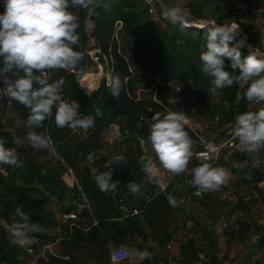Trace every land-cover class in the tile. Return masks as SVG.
<instances>
[{
    "label": "trees",
    "instance_id": "16d2710c",
    "mask_svg": "<svg viewBox=\"0 0 264 264\" xmlns=\"http://www.w3.org/2000/svg\"><path fill=\"white\" fill-rule=\"evenodd\" d=\"M206 1L210 4L216 0ZM222 1L226 10L215 19L216 23L239 25L241 23L240 10L232 2ZM240 1L248 6L264 5V0ZM3 10V0H0V13ZM74 12L80 17L81 22L78 32L84 29L85 21L92 22L91 36L102 53L100 59L106 58L105 70L107 73L110 72V80L114 75L119 74L122 79H128V83H135L142 80L138 73L144 72L189 84L196 98L197 116L207 122L218 120L220 126L233 123L239 113L249 110V103L245 100L236 102L237 92H243L239 86L233 85L217 94L210 78L200 71V54L205 50L206 44L203 29L207 26L197 28L188 25L181 30L179 25H174L169 20L162 21V26L159 27H156L154 22L145 24L141 18L142 13L136 10V2L133 0H99L96 14H90L83 9H76ZM232 46L234 45L230 44V47ZM245 46H248L247 42L240 48L242 56L249 54V51L244 49ZM77 50L81 51L79 48ZM225 70L233 72L227 58H225ZM83 81L82 85L88 92L79 87L76 76L70 78L63 87L62 96L74 106L78 104L81 115L91 114L95 117L96 131L89 137L93 138V142L87 145L78 143L74 155L69 156L66 153L63 154V145L79 130L73 131L67 127L57 128L54 119L45 121L43 127L35 129L49 137L55 149L76 172L80 179L79 186L91 203L90 211H83L79 214L78 227L63 228V233L66 235L61 242L64 249L63 254L73 259V254L79 252L87 244H94L98 247V260L104 256L108 257L110 244L117 247L131 246L140 254L149 247V232L152 234L151 238L162 244L172 238L173 233L159 223L165 215L160 208L165 207L167 212L177 209L176 205L169 203L165 194H157L155 181L142 170L140 158H147L142 147V140L149 139V132L141 119L152 118L157 112L180 111L179 97L177 93L160 87L157 102H134L128 97L125 84L119 98L114 99L107 87L106 79H103L100 87L92 93L89 92L96 85H86ZM4 95H7L6 85L0 81V98ZM170 98H176V105L169 104ZM7 100L18 118L26 120L29 110L9 97ZM96 109L100 110L99 116H96ZM112 125L119 127L121 137L119 146L125 152L122 156L130 168L132 181L140 186L139 194H133L129 190L123 173H114L109 165L104 164L102 168L96 167L95 169L99 172L112 170V178L117 182V187L120 188L122 194L127 195L124 205L130 210L134 204V209L139 211L135 215L132 211L124 213L121 210V204L117 203L108 191H100L94 175L90 178L88 168L81 170L78 166L77 155L79 153L88 151L99 156L102 146L97 141L103 131ZM186 130L193 141L194 132L187 126ZM0 138L6 140L5 147L16 148L14 138L10 134L0 132ZM22 152L24 155L19 158L23 161L22 166L9 165L10 173L20 179L19 184L8 179L9 175H0V217L5 220L13 219L16 222L18 219L16 209L18 206L21 207L31 221L40 223L43 227L41 232L32 234L34 240L46 243L48 236L45 231L55 224L54 215L49 211L48 206L53 200L73 205L72 203L79 201L74 193L79 194L80 191L77 186L69 188L57 173L44 170L29 150H22ZM243 157L244 154H240L237 158ZM251 170L253 171V168ZM239 173L244 172L239 171ZM255 173L261 177L256 171ZM66 209V212H72L76 208L67 206ZM1 218L0 264H22L25 253L19 247L10 244ZM81 220H83L82 223L79 222ZM247 227L243 223L240 224L241 240L247 232ZM32 247L38 248L39 246L35 244ZM181 253L188 255L192 260L199 257V250L193 242L181 246ZM61 262V260L53 259L51 264H61ZM37 264L48 263L40 259ZM141 264H153V262L151 259H145L141 260Z\"/></svg>",
    "mask_w": 264,
    "mask_h": 264
},
{
    "label": "clouds",
    "instance_id": "9594fccd",
    "mask_svg": "<svg viewBox=\"0 0 264 264\" xmlns=\"http://www.w3.org/2000/svg\"><path fill=\"white\" fill-rule=\"evenodd\" d=\"M99 0H3L0 13V75L4 77L6 94L29 110L26 120H17V126L28 129L27 143L37 150L49 149V137L35 129L43 127L45 121L54 119L57 128L73 131H87L95 126V117L81 115L78 104L74 106L63 99V80H51L49 74L63 70L77 69L84 58L78 51L80 17L74 10L83 9L96 14ZM165 16L170 23L179 25L181 30L188 26L190 12L179 6L169 7ZM92 22L85 21L90 28ZM204 30L205 50L200 54V71L210 78L217 94L225 88L240 85L244 91L237 92L236 102L245 100L249 104L264 105V57L253 50L242 56L240 48L246 43L239 25L213 23ZM230 44L234 45L230 47ZM225 58L230 61L233 72L225 70ZM238 70V74H237ZM126 78L114 75L107 87L114 99H118L125 87ZM169 104L176 105V98ZM55 109V111H53ZM100 110L96 109V116ZM188 117L183 111L157 112L152 117L149 141L159 162V166L172 175H182L189 171L192 161L193 141L186 125ZM233 136L239 150L255 162L256 156L264 150V107L239 113L234 120ZM6 140L0 138V165L21 167V161L14 147H5ZM209 162H201L191 168V183L199 194L219 191L226 186L232 176L229 169L214 166L216 146L208 145ZM91 159V157H90ZM142 170L149 175L156 165L146 157L140 158ZM100 191H112L117 182L112 170L99 172L91 170ZM133 194H139L140 186L128 183ZM176 205V200L169 198ZM18 217L13 226L12 242L21 249L34 242L32 234L43 230L40 223L33 222L17 207ZM141 260L151 259L152 254L143 250Z\"/></svg>",
    "mask_w": 264,
    "mask_h": 264
},
{
    "label": "crops",
    "instance_id": "0c3cea01",
    "mask_svg": "<svg viewBox=\"0 0 264 264\" xmlns=\"http://www.w3.org/2000/svg\"><path fill=\"white\" fill-rule=\"evenodd\" d=\"M233 1L236 3V7L240 10L241 23L239 24V27L242 36L246 37L248 44L259 45L260 41L264 38V5L248 6L240 0ZM160 26H162V24ZM147 81L151 82V79L148 77ZM194 103V108L196 109V98ZM189 115L187 117L195 120V130L208 144L217 143L223 139V137L217 138V134L210 130L213 126L220 125L218 121L207 122L200 119L198 116L191 117V115ZM193 143L195 142L193 141ZM195 144L197 145V149L193 150V152L200 150V146H198L197 143ZM142 147L147 159L152 160L156 165L154 168L156 175L169 182V188L165 195L168 199L171 197L177 200L179 194L185 191V176L187 172L177 176L168 173L160 167L151 148L149 139L142 140ZM150 151H152V154ZM240 154H244V157L241 159L237 158ZM201 162L207 161L193 155L189 170ZM214 166H223L229 169L232 173L231 179L226 186L216 192L204 193V201L197 200L194 202L189 213L185 214L179 212L177 209L167 212L165 207L162 206L160 208L161 212L165 215L159 223L165 226L173 234L172 238L163 244L153 238L149 239V247L147 251L152 254L151 261L153 264H164V262H166V264H176L172 260L173 258L174 260H177L175 258L176 256H183V258L188 259V255L181 253V246L190 242H193L195 247L199 250L201 245L209 248L213 244L212 242L215 243L220 241L221 244H223L224 241L225 245L227 244V246H230V249H232V255L237 256L239 260H242L247 252L244 250V247L247 245L246 242L249 238L255 241L256 239L261 240L263 237L264 194L257 200L253 199V194L255 192L256 182L264 174V150L256 156L255 162H253L252 158L241 151L226 149L222 152L219 163ZM250 168H253V171ZM69 171L70 172L65 175L64 179L69 183V187H73V185L78 182L72 169H69ZM239 171L244 173L240 174ZM255 171L259 173L261 177H259ZM220 196H225L226 202H221ZM72 204L73 205L53 200L48 206L49 211L54 215L55 224L45 231L48 236L46 243L51 246V249L46 252L43 258H40L48 264H51V261L54 259L53 256L55 255L60 257V260L62 261L61 264H69L67 262L71 260L70 256L63 254L64 249L62 247V253H58L57 248H59L61 244V241L58 242V240H61L66 236L63 233V228L66 227L67 224L62 219V216L67 210L66 206H72L76 208L75 211L77 210V207L74 205L75 203ZM132 208L128 210L127 206H125L124 208L121 207V210L124 213H129L134 210V204ZM8 222L11 226V229L7 231L9 242L12 246L18 247L12 242L11 236L13 226L16 222L13 219L8 220ZM79 222L82 223L83 220ZM242 223L248 227L244 238L241 240L240 224ZM52 236H54V238H52ZM137 240L139 241V239ZM236 244H239V248L241 249L237 253H235L236 250L234 249L237 246ZM32 245L33 243L28 248L22 249L25 253L22 264H27L35 259V254L30 252ZM84 247H90L98 258L99 251L96 245L87 244L84 245ZM109 247L110 249L113 248V244H110ZM223 251L224 250H222L221 255H225V251L224 254ZM75 255H77V253L73 254V256ZM38 261L34 264H37ZM97 261L99 262L98 259ZM126 264H141V259L137 250H133V253H131Z\"/></svg>",
    "mask_w": 264,
    "mask_h": 264
},
{
    "label": "rangeland",
    "instance_id": "374dc122",
    "mask_svg": "<svg viewBox=\"0 0 264 264\" xmlns=\"http://www.w3.org/2000/svg\"><path fill=\"white\" fill-rule=\"evenodd\" d=\"M133 1L136 2V10L142 13L141 18L145 24L149 22L151 23L154 22L153 24L156 27H159L162 24V20L149 16L141 0H133ZM168 1L172 5V7L179 6L181 8L187 9L190 12V16L188 18V25L197 28H201L203 26H210L213 23L217 24L215 19L226 10L225 8L226 6L222 0H216L215 2H212L210 4H207L206 0H168ZM228 1L232 2L236 7V3L233 0H228ZM80 32L82 33V39L79 41L78 48L84 54L85 56L84 60L81 61L77 69H75L74 71L65 72L63 70H59L50 73L49 76L51 80H58L61 75H64L66 77V82L63 85V87L66 86L70 78L77 76L79 87L84 89L86 92H88V90L82 85V80H84L83 81L84 84L90 85L91 83L89 82L88 79L96 78L97 79V82L95 84L96 86L92 88L94 92L100 87L103 79H106L107 72L105 68L107 67V65L105 64L106 61L104 59L94 60L85 53V50L91 46V43L89 42L84 32V29L81 30ZM3 80L4 77L0 75V81ZM7 98H8L7 95H4L3 97L0 98V132L7 133L13 136L14 144L16 145L17 155L19 158L24 155L22 150H29L32 153V156L35 158V160L44 170L53 171L57 173L65 182V184L69 187V183L65 181L64 178L65 175L70 172L69 169H71V166L67 164L64 157L55 149L54 145L50 141H49L48 150H37L32 148L27 143L26 133L28 129L24 128L23 126H19V127L17 126L16 122L17 120L20 119L18 118L15 110L9 104ZM194 102H195V95L193 93L191 85H188L186 96L184 95L179 98L180 111L183 110V112L187 116L189 114L192 115V111L195 106ZM111 127H113L117 131V134L113 135L108 130L109 128H106L103 131V133L101 134L100 138L97 141V143L101 144L102 146V149L99 151V156H96L92 152H88V151L79 153L77 155L79 159L78 166L81 168V170H85V168H88V170L90 171V178H92L93 176V173L91 171L92 169H95L96 167L102 168L104 164L110 165L115 157L122 156V154L125 153L119 146V142L121 141L119 127L116 125H112ZM227 128L228 125L227 126L219 125V126H213L212 128H210V130L215 134H217V138L220 137L222 138ZM115 140H118V145L116 148L114 147ZM91 142H93V138H87L82 140L80 136L77 133H75L72 136V138L65 145H63L62 152L63 154L66 153L69 156H73L75 149H77L76 146L78 143H83L87 145ZM196 149H197V145L193 143V150ZM151 152L152 151H150V153ZM88 156H91L92 159L89 160ZM9 170H10L9 165H0V175H2L3 172L4 173L8 172L9 175L8 179H12L15 182V184H19L20 179L18 177L13 176V174H11ZM72 171L77 179L78 182L77 184L79 185L80 179L78 178L76 172L74 170ZM74 187H76V183L73 185V187H69V188H74ZM118 192L121 193L120 188H118ZM119 193L110 194V196L113 199H115L120 196ZM74 194L78 196V199H80L81 197L80 193L78 194L77 192H75ZM66 227L69 226L66 225ZM151 235L152 234L149 232V239L152 237ZM54 236H52V238H54ZM212 243L213 244L209 248L201 245L199 249V257L196 260H192L191 258L186 259L183 258V256L181 257L176 256L175 258L177 260H174V258L172 260L176 264H214V261L215 264H264V241L262 242V238L261 240L256 239L255 241L249 238V240L246 242L247 245L244 247V250H246L247 252L242 258V260H239L237 256L232 255L231 253L232 249H230V246H227V244L225 245L224 241L223 244H221L220 241L215 243L212 242ZM236 245L237 248L234 246L235 247L234 249L236 250L235 253L241 250L239 248L240 247L239 244ZM61 247L62 246L60 244L59 248H57L58 253L63 252ZM113 247H117V246L113 245ZM126 247L130 250L131 253H133L134 248H132L131 246H126ZM222 250L225 251V255H221ZM53 257L55 260H60V257L57 256H53ZM97 259H98L97 256H95L94 251L90 247H83L81 248V250H79V252H77V255H75L73 259L69 260L68 262L72 264H113L107 256L102 257L101 260L99 259V262L97 261ZM164 264H166V262H164Z\"/></svg>",
    "mask_w": 264,
    "mask_h": 264
},
{
    "label": "built area",
    "instance_id": "2783aa9c",
    "mask_svg": "<svg viewBox=\"0 0 264 264\" xmlns=\"http://www.w3.org/2000/svg\"><path fill=\"white\" fill-rule=\"evenodd\" d=\"M142 4L146 10V12L151 17L158 18L162 21H168L167 17L165 16V12L167 8L172 7L170 2L168 0H141ZM235 24V23H231ZM230 24V25H231ZM84 32L91 43V46L85 50V53L89 55L92 59L98 60L100 59L102 53L97 47V44L94 40V38L91 36V30L90 28L84 27ZM79 41L82 39V33L79 32ZM242 48V47H241ZM248 51L253 50L257 55L264 57V38L260 41L259 45H251L248 44V46L244 47ZM106 61V58H103ZM139 76H141V81L135 82V83H128V79H126V90L128 97L130 100L134 102H143V101H154L157 102V93L160 87L171 90L175 93H177L178 97L186 96L187 93V86L189 84H183L176 82L172 78H164L161 76H153L151 74H147L144 72H139ZM152 79L151 82L147 81V78ZM58 80H63V85L66 82V77L64 75H61ZM107 85L110 81V72L107 73L106 76ZM242 91H244V88L239 86ZM259 107H264V105H254L250 104L248 111L258 110ZM192 116H197L196 109L194 108L192 111ZM142 122L145 124V126L148 128V132L150 133V125L152 123V118L141 119ZM218 121V120H216ZM233 124L229 125L227 130L225 131V134L223 136V139L217 143H213L216 146V152L214 155V158L211 159V163L213 165H217L220 161V156L222 152L226 149L230 150H239L238 142L236 138L233 136ZM187 127H189L195 134V139L193 140L195 143L200 146V150L194 152V156L200 159H204L207 162H209V150H208V143L203 139V137L197 133L195 130V121L188 117ZM96 131V127H92L87 131L79 130L77 131V134L80 136V138L87 139L91 135H93ZM146 140V139H145ZM144 141V140H143ZM91 156H88V159H90ZM4 176H8V172L3 174ZM151 178L155 181L157 185V194H166L169 188V182L161 177H158L156 173L153 172L151 174ZM192 175L191 170H189L185 176V191L181 192L176 200V208L179 212L182 213H189L191 210V206L194 202L197 200L204 201L205 194H199L197 189L192 185L191 183ZM65 183V182H64ZM76 186L78 187L81 197L79 201L76 204L77 210L72 212H66L62 219L63 221L69 226L70 229L73 227H78L77 221L79 220V214L83 211H90L91 210V203L88 197L84 194L81 187L76 183ZM118 187L112 191H108V194H118ZM264 194V174L262 177L256 182L255 184V192L253 194V199L257 200L262 197ZM119 197L115 198L116 202L121 204V207H125V201L127 199L126 194L119 193ZM221 202H226L225 196H220ZM139 211L137 209L132 210V214H138ZM1 218V217H0ZM2 224L6 231H9L11 229V226L8 222V220H5L1 218ZM64 238V237H63ZM63 238L61 240H58L62 242ZM37 244L39 246L38 248H34L31 246L30 252L35 254V259L31 260L27 264H34L37 262L40 258H43L49 249H51V246L48 243H39L37 240H34L33 245ZM131 252L126 246H120V247H113L109 250L108 258L113 264H126L127 260L130 258ZM56 256V255H55ZM69 259V258H68Z\"/></svg>",
    "mask_w": 264,
    "mask_h": 264
},
{
    "label": "water",
    "instance_id": "95a60500",
    "mask_svg": "<svg viewBox=\"0 0 264 264\" xmlns=\"http://www.w3.org/2000/svg\"><path fill=\"white\" fill-rule=\"evenodd\" d=\"M90 91L89 93H92ZM113 135L117 134V131L113 127H109L108 129ZM118 145V140H115L114 147L116 148ZM109 167L113 170L114 173L121 172L123 173L127 184L132 181V175L130 173V168L127 165V162L123 156H117L113 159ZM262 174V173H261Z\"/></svg>",
    "mask_w": 264,
    "mask_h": 264
},
{
    "label": "bare ground",
    "instance_id": "6f19581e",
    "mask_svg": "<svg viewBox=\"0 0 264 264\" xmlns=\"http://www.w3.org/2000/svg\"><path fill=\"white\" fill-rule=\"evenodd\" d=\"M89 80V82L91 83V84H96V82H97V79L95 78H89L88 79Z\"/></svg>",
    "mask_w": 264,
    "mask_h": 264
}]
</instances>
